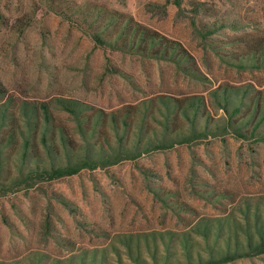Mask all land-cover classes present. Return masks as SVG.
<instances>
[{
	"label": "rangeland",
	"instance_id": "obj_1",
	"mask_svg": "<svg viewBox=\"0 0 264 264\" xmlns=\"http://www.w3.org/2000/svg\"><path fill=\"white\" fill-rule=\"evenodd\" d=\"M86 1L130 13L180 40L210 82L187 79L168 61L96 46L64 1L0 0V85L8 94L28 100L62 95L109 110L158 93L206 94L220 82L264 80V72L221 64L195 28L223 21L238 26L224 30L229 33L264 30V0H182L181 7L172 0H69L68 5ZM3 100L0 94V103ZM60 118L73 124L65 113ZM211 187L238 193V202L263 198L264 144L232 136L178 144L137 161L82 170L0 195V262L20 260L34 251L64 258L100 250L122 232L181 229L184 224L153 188L177 190L199 212L216 215L228 201L204 199L195 191ZM55 194L67 198L73 209ZM65 240L74 243V250ZM110 256L114 262V254ZM122 259L133 264L126 255ZM226 264H264V254Z\"/></svg>",
	"mask_w": 264,
	"mask_h": 264
},
{
	"label": "trees",
	"instance_id": "obj_2",
	"mask_svg": "<svg viewBox=\"0 0 264 264\" xmlns=\"http://www.w3.org/2000/svg\"><path fill=\"white\" fill-rule=\"evenodd\" d=\"M59 1L67 3L69 13L78 17L96 46L168 61L183 77L210 82L180 40L130 13L97 2L68 5L69 0ZM172 1L181 7L182 0ZM195 28L221 64L238 71L264 72V30L229 33L224 30L238 26L223 21ZM0 94L5 97L0 103V195L82 170L137 161L178 144L212 138L225 141L228 136L264 144V80L259 78L216 83L206 94L158 93L109 110L62 95L19 99L2 85ZM60 113L73 124L64 122ZM195 191L201 198L228 202L221 213L210 215L199 212L177 190L153 188L159 201L184 224L181 229L122 232L100 250L73 252L64 258H48L34 251L0 264H124L123 255L133 264H226L264 254V197L238 202V193L230 189ZM54 196L73 209L67 198ZM65 242L74 250L72 241Z\"/></svg>",
	"mask_w": 264,
	"mask_h": 264
}]
</instances>
